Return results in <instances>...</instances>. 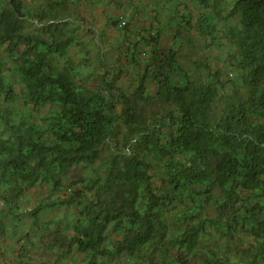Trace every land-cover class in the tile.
Wrapping results in <instances>:
<instances>
[{"label": "trees", "instance_id": "16d2710c", "mask_svg": "<svg viewBox=\"0 0 264 264\" xmlns=\"http://www.w3.org/2000/svg\"><path fill=\"white\" fill-rule=\"evenodd\" d=\"M186 1L164 24L168 46L151 9L157 25L128 47L133 66L148 48L128 91L117 66L83 82L69 55L76 23L0 0V241L11 221L38 226L63 206L44 227L58 224L54 241L70 240L85 264H264V0ZM196 39L221 40L237 78L181 64ZM77 166L93 173L67 186ZM40 186L48 195L22 213Z\"/></svg>", "mask_w": 264, "mask_h": 264}, {"label": "rangeland", "instance_id": "374dc122", "mask_svg": "<svg viewBox=\"0 0 264 264\" xmlns=\"http://www.w3.org/2000/svg\"><path fill=\"white\" fill-rule=\"evenodd\" d=\"M55 1L22 0V4L24 9L31 13L42 7L45 12L41 15V19L44 22H47L53 15L55 16L54 22H61L62 19V21L70 20L76 23L72 26L74 27L75 42L69 49V55L77 65L83 82L90 83L98 80L99 74L111 71L113 67L117 66L124 70L120 76L119 85L131 91L137 84L136 75L143 68L148 48L137 46L136 59L139 64L133 66L131 50H128V47L136 42V33L140 31L142 25L149 26L152 23L154 26L157 25L158 21L151 17V9L157 10L159 23L163 19L162 24L164 25L168 15L173 12L179 13L175 5L181 0H65L62 8L61 5L54 4ZM187 3L196 13L194 4ZM119 15L126 19L128 31L122 29V26L115 28L112 25L110 19L117 20ZM33 18L25 23L29 29H35L36 19ZM162 24L159 25L162 26ZM163 28L160 40L163 46H168L172 37V25L167 27L164 25ZM195 43V45H201L198 43V39L195 40ZM221 43V40H217L208 47L201 45V48L196 50L184 43L183 57L180 58L181 64L192 67L194 60H203V63L208 65L212 71L219 70L222 80H235L238 72L226 64L225 60L229 49L222 46ZM132 51L135 50L132 49ZM16 88L18 89L17 85ZM41 111L46 112L47 110L42 107ZM97 164L98 162L94 165ZM92 173V167L88 170L83 169L82 166L74 167L68 172L65 184L68 186L73 179ZM48 193V189L44 186L29 189L19 200L22 206L21 212L34 207ZM65 211L67 210L63 206L57 210H43L39 215L38 226L32 224V219L28 215L20 216L14 222L11 221L6 237L0 241V262L5 259L9 264H85L86 255L78 252L70 240L54 241L59 228L58 224L49 223L50 227H44L49 219L62 217ZM31 241L35 243L33 247H29ZM121 260L123 257H120L119 261ZM133 264L141 263L133 262Z\"/></svg>", "mask_w": 264, "mask_h": 264}, {"label": "built area", "instance_id": "2783aa9c", "mask_svg": "<svg viewBox=\"0 0 264 264\" xmlns=\"http://www.w3.org/2000/svg\"><path fill=\"white\" fill-rule=\"evenodd\" d=\"M118 20L121 25H125L126 19L123 16L119 15Z\"/></svg>", "mask_w": 264, "mask_h": 264}, {"label": "crops", "instance_id": "0c3cea01", "mask_svg": "<svg viewBox=\"0 0 264 264\" xmlns=\"http://www.w3.org/2000/svg\"><path fill=\"white\" fill-rule=\"evenodd\" d=\"M152 15H153V14H151V17H152ZM163 18H164V17H163ZM146 20H149V19H146ZM1 259H2V258H1ZM2 261L8 263V261L5 260V259H2ZM8 264H9V263H8Z\"/></svg>", "mask_w": 264, "mask_h": 264}, {"label": "bare ground", "instance_id": "6f19581e", "mask_svg": "<svg viewBox=\"0 0 264 264\" xmlns=\"http://www.w3.org/2000/svg\"><path fill=\"white\" fill-rule=\"evenodd\" d=\"M1 264H7V263H3V262H1Z\"/></svg>", "mask_w": 264, "mask_h": 264}]
</instances>
